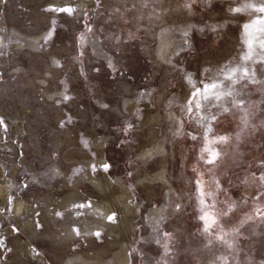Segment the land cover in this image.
<instances>
[{"label": "rangeland", "instance_id": "rangeland-1", "mask_svg": "<svg viewBox=\"0 0 264 264\" xmlns=\"http://www.w3.org/2000/svg\"><path fill=\"white\" fill-rule=\"evenodd\" d=\"M247 3L264 0H0V264L111 260L122 239L125 264H264V13ZM125 185L132 224L84 231L105 199L121 220Z\"/></svg>", "mask_w": 264, "mask_h": 264}, {"label": "bare ground", "instance_id": "bare-ground-1", "mask_svg": "<svg viewBox=\"0 0 264 264\" xmlns=\"http://www.w3.org/2000/svg\"><path fill=\"white\" fill-rule=\"evenodd\" d=\"M147 123H149V122H147ZM148 140H151L149 136L147 137L146 141L148 142ZM140 150H141V153H143L146 156L142 160L146 161L148 159H152L155 156H157L156 154H158L160 151V145L159 144L153 145L152 143H149V144H145L144 146H142L140 148ZM1 170H2V166L0 165V173H1ZM107 187H108V185L107 186L106 185L101 186V188H107ZM6 191L7 190L5 187L0 186V202H2V200L5 198ZM122 196L125 198L128 197V199H123V197H120V195L115 197L117 199V201L122 206L125 207L123 209V216H122L120 221H118L115 224L111 222L109 217H112L113 214L115 213V211H114L115 207L112 203H110L109 199H105L104 201L96 202L97 203L96 206L90 207L89 210L93 211V214L90 215L91 217H87V219H84L80 223V226L82 227V229L84 231L86 230V231H90V232H94L97 230H100V231L107 230L108 231L110 229H113L115 226H119V230L124 231V229L126 228L125 225L132 224V222L134 220L133 219L134 215H131V216L129 215V212L132 210V208H134V206L131 205L129 201H127V200H130L132 193H131L130 189L128 188V186H126V185L124 187V190H122ZM19 199H17L18 205L15 208L16 214L20 213L19 206L21 204L19 203ZM29 213H33V210L30 209ZM30 219H31V221L33 220L32 216H30ZM124 226H125V228H124ZM121 241L122 242L120 243L119 248L116 250L113 259H111V260L92 259L90 261V263H88V264H125L124 261H125L126 255H127L126 244L123 242V239ZM76 262H81V258L77 257ZM80 264H87V263L82 261Z\"/></svg>", "mask_w": 264, "mask_h": 264}, {"label": "snow or ice", "instance_id": "snow-or-ice-1", "mask_svg": "<svg viewBox=\"0 0 264 264\" xmlns=\"http://www.w3.org/2000/svg\"><path fill=\"white\" fill-rule=\"evenodd\" d=\"M246 8H253V9H255L258 12L264 13V4H262V5H260V6L257 7L255 4H252V3L244 4L241 7L235 8L233 11H235V12H241V11H244ZM62 11H63V9H62ZM68 11H71V9H68ZM256 23H264V20L254 21L253 22V25L256 24ZM250 27H252V25H245V29L246 30L248 28H250ZM249 47H251V42H249ZM262 47H264V43H262ZM246 58H248V57H246ZM211 87L212 88H215L216 85L213 84V85H211ZM221 139L223 140L224 138H221ZM216 155H217L216 153H212V160L209 161L210 163L215 160ZM105 167H107V165ZM201 194L203 195V193H201ZM109 219H111V217H109ZM204 219L210 220L211 223H215L214 218H210V217H207L206 216V217H204Z\"/></svg>", "mask_w": 264, "mask_h": 264}]
</instances>
